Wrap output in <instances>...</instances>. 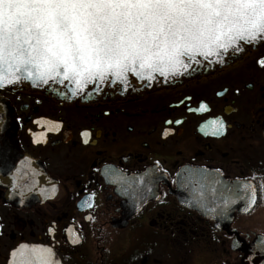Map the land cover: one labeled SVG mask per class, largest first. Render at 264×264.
<instances>
[{
	"label": "flooded vegetation",
	"instance_id": "flooded-vegetation-1",
	"mask_svg": "<svg viewBox=\"0 0 264 264\" xmlns=\"http://www.w3.org/2000/svg\"><path fill=\"white\" fill-rule=\"evenodd\" d=\"M242 47L151 86L130 75L126 89L75 97L0 88L11 110L0 117V264L21 245L51 248L60 264H264V42ZM214 118L222 134L202 128Z\"/></svg>",
	"mask_w": 264,
	"mask_h": 264
},
{
	"label": "snow or ice",
	"instance_id": "snow-or-ice-1",
	"mask_svg": "<svg viewBox=\"0 0 264 264\" xmlns=\"http://www.w3.org/2000/svg\"><path fill=\"white\" fill-rule=\"evenodd\" d=\"M260 42L264 0H0V88L26 80L64 86L59 94L75 97L90 85L89 95L107 84L126 89L130 75L151 86L158 76L167 81L185 75L193 64L224 65L230 52ZM257 62L264 67V57ZM204 110L201 102L196 111ZM47 123L59 130L58 121ZM205 127L213 135L225 130L220 118ZM105 174L113 182L123 180L110 169ZM242 187L249 211L257 189L248 180ZM91 200L81 207H93ZM196 202L215 211L206 208L203 193ZM12 257L9 264H60L47 247L21 245Z\"/></svg>",
	"mask_w": 264,
	"mask_h": 264
},
{
	"label": "water",
	"instance_id": "water-1",
	"mask_svg": "<svg viewBox=\"0 0 264 264\" xmlns=\"http://www.w3.org/2000/svg\"><path fill=\"white\" fill-rule=\"evenodd\" d=\"M22 81H26V80H22ZM26 82H29V81H26ZM29 83L33 86V84L31 82H29ZM19 84H20V82L17 84H14V85H7L5 87L9 88V87L17 86ZM35 87H40V86H35ZM10 113H11L10 107L7 105L6 100L0 95V117L3 119L5 117H8L10 115ZM3 121H5V120L3 119L1 121V126L4 124ZM1 176H2V173H0V182H1ZM12 260H13V258H12Z\"/></svg>",
	"mask_w": 264,
	"mask_h": 264
}]
</instances>
